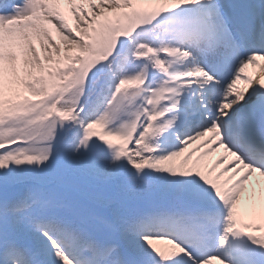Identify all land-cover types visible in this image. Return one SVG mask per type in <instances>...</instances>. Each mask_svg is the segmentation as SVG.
<instances>
[{
  "label": "snow or ice",
  "instance_id": "obj_1",
  "mask_svg": "<svg viewBox=\"0 0 264 264\" xmlns=\"http://www.w3.org/2000/svg\"><path fill=\"white\" fill-rule=\"evenodd\" d=\"M0 264H264V0H0Z\"/></svg>",
  "mask_w": 264,
  "mask_h": 264
}]
</instances>
